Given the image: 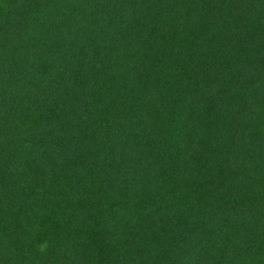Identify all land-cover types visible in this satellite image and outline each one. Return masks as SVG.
<instances>
[{"label": "trees", "instance_id": "1", "mask_svg": "<svg viewBox=\"0 0 264 264\" xmlns=\"http://www.w3.org/2000/svg\"><path fill=\"white\" fill-rule=\"evenodd\" d=\"M0 264H264V0H0Z\"/></svg>", "mask_w": 264, "mask_h": 264}]
</instances>
